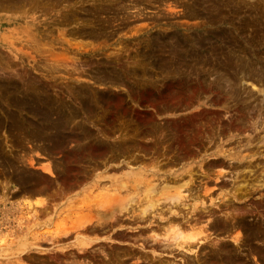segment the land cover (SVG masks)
Segmentation results:
<instances>
[{"label": "rangeland", "instance_id": "1", "mask_svg": "<svg viewBox=\"0 0 264 264\" xmlns=\"http://www.w3.org/2000/svg\"><path fill=\"white\" fill-rule=\"evenodd\" d=\"M0 264H264V0H0Z\"/></svg>", "mask_w": 264, "mask_h": 264}, {"label": "bare ground", "instance_id": "2", "mask_svg": "<svg viewBox=\"0 0 264 264\" xmlns=\"http://www.w3.org/2000/svg\"><path fill=\"white\" fill-rule=\"evenodd\" d=\"M178 196H180V195L178 194ZM43 213H47V212L46 211H40L39 212L40 215H42Z\"/></svg>", "mask_w": 264, "mask_h": 264}]
</instances>
